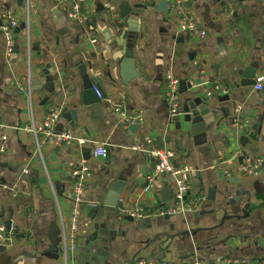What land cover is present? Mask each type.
<instances>
[{"label": "crops", "instance_id": "1", "mask_svg": "<svg viewBox=\"0 0 264 264\" xmlns=\"http://www.w3.org/2000/svg\"><path fill=\"white\" fill-rule=\"evenodd\" d=\"M156 3L142 10L129 27L142 38L132 50L135 76L124 83L125 56L116 31L122 28L121 5L132 7L139 4L137 0H95L89 3L92 14L87 22L63 24L56 22L63 11L55 0H33L26 22L24 0L21 6L16 0H0V25L6 16L26 24L24 30L14 32L17 52L11 54L5 51L0 31V121L7 138L0 154V225L11 222L0 264H63L61 245L55 247L57 258L49 250L50 232L55 226L60 228V217L68 218L71 211L68 163L84 160L86 152L90 157L84 161L92 177L85 185V202L96 203L113 186L127 210L148 211L171 202L172 198L163 201L160 196L165 188L172 192L163 179L145 190L146 157L130 150L145 137L174 150L175 166L190 168L186 201L197 202L196 211L133 222L122 220L124 215L119 214L117 218H90L91 224H105L101 232H110L109 242L102 245L105 250L85 260L87 251L97 247L94 242L87 244L95 234L91 225L89 234L78 239V252L71 254L68 264H133L137 259L183 264L193 258L203 264H220L227 257H264V169L242 175L238 156L242 152L264 158L262 140L256 138L264 120V93L240 84L245 70L252 71L253 81L264 71V3L181 0L180 16H191L196 32H204V38L176 34L177 9L169 6L170 13L158 12ZM96 4L104 11L96 12ZM87 34L93 35L90 41L83 39ZM41 68L51 73L42 84L35 83L36 94L31 81L38 80ZM80 68L88 78L97 79L103 100L82 106ZM28 75L30 96L25 88ZM167 76L190 83L203 95L212 90L208 98L214 121L205 144H193L181 109L169 115L162 96ZM48 83L53 85L52 92L45 88ZM224 96L229 100L219 103ZM115 105H120V112ZM51 108L66 109L68 116L76 112L75 121L60 116L56 125L62 131L55 135L68 136L67 142L54 143L42 136L36 142L26 131L31 124L39 125ZM132 118L140 120L130 132L128 127L135 123L125 120ZM98 145L106 148V158H92ZM224 171L230 176L224 177ZM55 183L60 184V194ZM86 206L79 210L84 217L89 213ZM188 230L195 233L181 235Z\"/></svg>", "mask_w": 264, "mask_h": 264}, {"label": "built area", "instance_id": "2", "mask_svg": "<svg viewBox=\"0 0 264 264\" xmlns=\"http://www.w3.org/2000/svg\"><path fill=\"white\" fill-rule=\"evenodd\" d=\"M57 7L63 11L62 20L71 22H87L92 14L90 4L83 0H55ZM139 4L149 6L157 2L158 0H137ZM172 1L174 8L181 6V0H169ZM264 3V0H261ZM25 2V22L28 20L31 11L33 10V0H24ZM178 11V9H177ZM178 28L180 32L187 36L198 35L200 38L205 37L204 32H196L195 23L191 16L181 15L178 11ZM111 16H114L111 15ZM18 20L14 16H6L1 25L0 31L4 40V47L7 54H11L14 48V29L18 27ZM93 38L92 34H87L83 39L90 41ZM27 95L30 96L31 87L29 75L25 79ZM264 88V71L258 74L254 78L253 89L260 92ZM214 89H217L215 87ZM96 92V91H95ZM97 93V92H96ZM212 90L204 92L209 97ZM222 93H225L222 91ZM162 96L167 104L169 115L173 116L180 112L181 109V97L179 94V82L177 79L167 76L163 86ZM97 98L103 100L102 97L97 93ZM104 100L112 105L110 99ZM114 106V105H113ZM115 111L120 112V105H115ZM61 116L60 108H51L47 111L43 120L39 125L31 124L26 128V131L31 133L34 140L37 142L40 136L48 140L57 142H67L68 136L64 134L55 135V126L58 123ZM140 118H132L127 121L130 123H138ZM6 126L0 121V154L5 151V134ZM132 152H142L146 157L147 174L145 176L146 187L145 190L150 188L158 179H163L172 189L173 198L171 202H164L159 208L153 210H143L141 208L124 209L119 212V215L130 216L133 219H142L145 217L156 216H173L177 214H184L186 212L196 211L197 202L186 201V195L188 193V175L190 168L187 166H175L174 158L175 152L172 149L158 146L150 138H143L142 143L134 144L130 147ZM91 156L94 159L106 158L107 150L104 145L96 146ZM238 156L241 158L239 171L242 175H252L263 163L262 158L251 157L245 153L239 152ZM69 176L71 182V211L69 217L64 219L60 217V228L59 236L61 238L60 255L63 264H68L69 258L73 251L77 247V242L80 237H86L91 229V219L84 217L80 213V207L85 204L88 207L96 206L95 202L84 201V190L86 183L92 177V170L88 162L80 160L78 162L68 163ZM25 172V171H24ZM228 171H224V177H229ZM10 232H7L4 226L0 225V245L6 246L9 244ZM133 264H166L162 260H148V259H137ZM183 264H203L200 260L193 258L187 260ZM220 264H264V258L260 260H253L248 258H224Z\"/></svg>", "mask_w": 264, "mask_h": 264}, {"label": "water", "instance_id": "3", "mask_svg": "<svg viewBox=\"0 0 264 264\" xmlns=\"http://www.w3.org/2000/svg\"><path fill=\"white\" fill-rule=\"evenodd\" d=\"M17 4L19 6L22 5L23 0H16ZM88 3H93L95 0H83ZM241 2L242 0H238ZM190 2L185 3L184 7L189 6ZM169 6H172V2L169 0H158L155 6V10L162 13H170L171 10L169 9ZM152 7V5L144 6L140 4H136L132 7L126 6L125 4H122L120 7V13L119 18L122 20V28H118L116 31V40L117 44L121 51H123V54L125 56V59L123 61V74L121 75L122 80L124 83H127L129 80H131L135 76V72L133 70V52L132 50L135 48L137 41L142 38V35L137 34L135 30H132V28H129L133 25L135 21H137L138 17L141 14L142 10H146ZM98 11H104V8L100 4H96V12ZM57 14V12H56ZM56 22L59 24H63L64 21L62 20V15L58 13L56 17ZM26 28V24L24 22H21L18 27L14 29L15 33H18L19 30H24ZM180 31L179 28L175 30V33L178 34ZM175 34V35H176ZM178 36V35H176ZM175 37V36H174ZM13 52H17V48L13 50ZM251 70H245L241 74V87L245 85H254V81L250 80L251 76L250 73ZM51 72H49L47 69L41 68V74L38 76V80H32V91L36 94H38V84H42L45 82V77ZM79 77L81 79L82 83V92H81V104L82 106H88L94 103H97L99 99L97 98V93L102 97V94L100 92L98 81L97 79L88 78L85 75L84 69L80 68L79 71ZM38 84H35L37 83ZM196 83H198L196 81ZM46 90L49 92H52L53 85L51 83H48L45 86ZM195 87H193L190 83H186L185 81H180L179 83V94L180 96L183 95V100L181 102V115L182 120L185 124L188 125V131L190 136L194 138L193 144L195 145H201L206 143V132L209 130L210 125L214 121V114L209 98L206 95H203L199 90H195ZM97 93H96V92ZM264 93V88L260 91ZM229 97L224 96V98L218 99V102H225L228 101ZM61 116L66 119L67 121H70L72 119L73 121L76 120V112L71 111L70 116L66 114V109H63L61 111ZM244 116H247V112H243ZM244 118V117H243ZM57 125V124H56ZM137 124H132L128 127V130L130 132H133L135 129H137ZM55 131L60 132L61 126L58 127L55 126ZM256 138L259 140H262L263 148H264V120L261 121V125L256 130ZM90 157L89 152H86L84 154V160H88ZM264 169V158L263 163L260 168H258L256 171ZM60 184L55 183V187L57 189V192L60 194ZM173 192H171L170 188H165L160 191V196L163 201H168L169 199L173 198ZM125 201H121L119 198V192L116 188V186L111 187L103 196L99 197L96 200V206L94 207H88L89 209L88 217L91 218L93 221L95 219H100L103 217L112 216L113 218H117L120 211H123L125 208ZM106 209L110 213H106L104 211ZM97 212V213H96ZM95 218V219H94ZM122 220H126L128 222H133L134 219L130 216H124L121 217ZM5 230L7 232H10L11 229V222L10 220L4 222L3 224ZM105 224H101L100 222H93L92 229L94 230L93 236H91L87 240L88 243H95L97 247L92 248L87 251L85 257V260H88V257H90L92 254L100 253V250H105L103 248L109 242V235L110 232H101V229ZM195 233V230H188L181 235H193ZM49 237V243L50 252L56 254L55 258H57L58 250H56L57 246L61 243V238L59 236V228L55 226V231L50 232ZM157 240V238H156ZM152 242V241H151ZM0 250H4V246L0 245ZM78 250L77 248L73 251V255L76 256ZM264 258V257H263Z\"/></svg>", "mask_w": 264, "mask_h": 264}]
</instances>
